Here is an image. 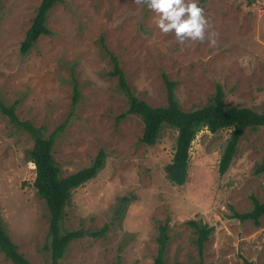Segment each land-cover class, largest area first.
<instances>
[{"label":"rangeland","instance_id":"rangeland-1","mask_svg":"<svg viewBox=\"0 0 264 264\" xmlns=\"http://www.w3.org/2000/svg\"><path fill=\"white\" fill-rule=\"evenodd\" d=\"M40 1L0 0V99L15 104L19 119L45 136L62 125L53 155L63 175L91 165L99 150L105 154L97 175L71 191L62 229H108L73 240L58 264H114L119 257L121 264H153L161 224L169 236L165 264H198L191 219L213 227L203 264H264V215L259 225L231 216L251 209L253 196L264 201V170L256 172L264 161V128L244 131L223 174L219 159L231 128L200 129L185 183H171L165 165L177 131L164 126L146 145L138 115L117 119L127 97L108 73L112 64L103 47L117 57L134 94L152 106L167 104L165 73L176 82L183 110L208 103L219 85L227 106L264 112V0H199L208 31L219 34L215 47L207 40L180 44L133 0H62L48 12L50 34L22 54ZM32 145V137L0 113V218L32 264H48L49 211L33 185ZM0 264L14 263L0 251Z\"/></svg>","mask_w":264,"mask_h":264},{"label":"trees","instance_id":"trees-1","mask_svg":"<svg viewBox=\"0 0 264 264\" xmlns=\"http://www.w3.org/2000/svg\"><path fill=\"white\" fill-rule=\"evenodd\" d=\"M62 0H41L31 24L20 44V52L25 54L35 44L41 35L50 34V29L46 26V19L49 10ZM109 54L112 64L110 75L117 77L118 85L127 97V108L117 117L118 120L128 114H136L143 122V131L140 141L146 145H153L160 131L164 126L175 128L177 131L175 148L171 161L165 165V175L174 184H184L190 165V147L197 132L206 128L215 132L221 128H231L230 137L227 139L219 159V173L227 171L233 157L236 154L237 144L247 128H264V112L255 111L246 106H227L224 101V92L217 85L215 93L210 101L201 107L193 110H183L176 99L174 88L176 82L170 80L163 74V79L167 90V104L165 106H152L147 101L134 94L125 79L123 70L119 65L117 57L103 46ZM77 91L75 90V97ZM77 101L73 99V104ZM0 113L7 117L18 129L26 131L33 139V145L27 149V155L34 164L35 178L33 185L38 195L45 201L49 211L48 243L45 248L49 251L50 261L48 264H58L65 255L69 244L80 237L88 234L91 236H102L108 229L105 224L96 230H63L62 221L65 215V206L69 201L71 191L89 179L95 177L102 167L104 151L99 150L91 165L78 169L69 174L63 175L61 169L53 155V145L61 126L56 127L48 135H44L40 127H36L29 120H21L16 114L15 104H7L0 99ZM264 170V161L258 166L256 172ZM127 196H123L121 201L125 203ZM264 215V201H259L252 197V208L248 211H233L232 215L240 221L251 220L255 225H259L260 218ZM196 231L195 243L198 247V264H203V247L208 240L212 226L195 219L188 220ZM159 233L156 237L157 250L153 259V264H165V249L169 239L166 224L158 226ZM0 251L14 264H32L18 246L12 241L0 218ZM114 264H121L120 257ZM244 264H252L244 259Z\"/></svg>","mask_w":264,"mask_h":264},{"label":"clouds","instance_id":"clouds-1","mask_svg":"<svg viewBox=\"0 0 264 264\" xmlns=\"http://www.w3.org/2000/svg\"><path fill=\"white\" fill-rule=\"evenodd\" d=\"M138 5H145L153 12L156 27L161 33L167 35L174 33L180 44L186 41L205 42L215 47L218 32L208 29L210 21L204 14V8L199 5V0H133ZM241 65L247 67V58L241 60Z\"/></svg>","mask_w":264,"mask_h":264}]
</instances>
